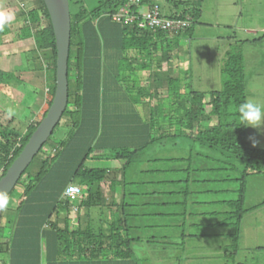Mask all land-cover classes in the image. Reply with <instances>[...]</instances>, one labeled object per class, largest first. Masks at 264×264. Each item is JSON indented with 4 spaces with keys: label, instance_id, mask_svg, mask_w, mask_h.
<instances>
[{
    "label": "trees",
    "instance_id": "1",
    "mask_svg": "<svg viewBox=\"0 0 264 264\" xmlns=\"http://www.w3.org/2000/svg\"><path fill=\"white\" fill-rule=\"evenodd\" d=\"M20 1L31 2L32 6L22 10ZM128 1L105 0L94 10L79 6V11H69L67 104L52 134L7 195V205L1 207L0 264H135L130 249L132 239L120 229L118 215L112 216L105 229L89 223L81 226L79 220L104 205L105 191L117 184L114 177L109 178L112 171H130L150 146L161 145L170 138L189 137L204 152L211 150L226 160L243 163L239 177L221 180L237 183L238 188H232V194L228 195L236 194V198L224 201L227 211L211 213L217 218V226L227 229L223 246L226 261L234 264L235 258L231 256L238 251L243 215L264 205L260 203L250 211L244 208L246 178L264 174V149L248 148L247 128L239 126L237 108L246 101L245 67L239 48L231 46L225 51L220 66L221 88L205 100V94L188 86L187 71L180 70L178 76L167 77L170 68H177L170 65V60L178 58V48L172 49L168 39L189 35L201 16V1L185 0L179 2V11H175L177 5L172 6L174 10L169 9L174 12H168L165 18L189 22L187 27L173 33L138 31L113 21L111 15ZM148 2L139 0L140 9L145 10L143 5L160 8L156 3L146 5ZM71 3L78 5L73 0ZM0 10L15 14L16 29L11 33L10 43L24 40L33 43L35 64L41 66L47 88L40 119L27 121L24 131L17 132L9 127L20 114L8 118L3 109L21 104L12 99V87L19 80L0 67L1 178L51 104L56 49L43 0H0ZM8 27L9 24L0 30V45ZM129 51L132 56L127 57ZM157 53L159 57L152 64L149 58ZM136 66L141 72H149L143 84L146 87L136 89L137 81L128 74L132 84L125 90V73L135 72ZM152 66L154 76L150 74ZM153 77L155 86L147 88ZM182 87L190 90L180 100L178 91ZM131 88L136 89L135 96ZM155 91L158 93L154 97ZM167 98L170 101L163 103ZM190 153L169 161H187L186 170L191 171ZM101 162L106 163L98 165ZM108 162L115 165L106 166ZM69 185L79 188V196L73 199L62 196ZM72 210L78 219L74 226L68 219Z\"/></svg>",
    "mask_w": 264,
    "mask_h": 264
},
{
    "label": "crops",
    "instance_id": "2",
    "mask_svg": "<svg viewBox=\"0 0 264 264\" xmlns=\"http://www.w3.org/2000/svg\"><path fill=\"white\" fill-rule=\"evenodd\" d=\"M149 3L155 4L149 0L146 5H149ZM143 7L146 8L145 5ZM15 21L16 19L12 23ZM11 26L9 24V31L2 37L4 42L0 45V54H2L0 67L5 72L12 71L16 79L20 81L17 82L16 87H12V99L18 103L27 100V108L24 113L18 119H15L11 123L12 125L10 124L9 128L15 129L18 124L24 128L27 121H36L37 116L41 115L46 102L47 88L45 75L39 64L36 63L37 68L32 67L31 71H29L31 66L25 67L24 79L16 72L15 68L9 70V66H3L6 60L16 55L18 49L16 50L15 47L19 46H15L16 43H19L20 46H27L25 51L30 49L29 53L34 54L32 51L33 43L30 40L17 41L9 44V47H5L4 44L12 41L11 33L14 29L12 30ZM168 41L172 49L178 48L177 61L170 60V65L177 66V68L176 70L170 68L167 74V77L174 78L178 76L180 70L183 73L188 72V68H185V62L182 60L185 59L184 46L175 39H168ZM159 54L157 53L149 58L152 64H154L156 57H159ZM154 73L155 69L152 66L151 76H154ZM151 80L155 81L154 77ZM18 127L20 130L22 129L20 126ZM176 139L170 138L165 142L175 141ZM157 145L150 146L147 152L140 155L139 158H142L132 165L130 171H112L113 173L109 174V178L114 177L117 184L113 185L109 192L105 191L104 205L101 209H92L90 215L81 217L79 222L81 226L89 223L94 227L99 225L105 229L112 220V216L118 215L120 229L132 239L130 249L135 264H141V261L144 260L142 257L146 258L151 254L154 255L153 251L156 252V250H161L159 253L164 251L171 253L172 264H196V250L190 248L189 241L205 238L208 230H212L214 239H218L222 235H225L226 238L227 229L217 226V218L211 213L227 211L224 201L229 193L233 191L216 187V183L214 185L209 184L211 180L201 179L200 176L203 171H159L155 169L156 162H164V160L172 162L169 160L185 157L184 154L179 156L178 154L168 153L165 158H161L157 152ZM247 145H249L248 137ZM178 150L182 151L183 148H178ZM210 172L214 173L216 171ZM141 175H145L146 178L140 179ZM163 175L171 176V178L178 176V178L168 181H159L155 178ZM226 192L228 193L226 194ZM263 208L264 205L256 210H251L248 216ZM159 217H165L166 221L163 225H158ZM68 219L72 226L75 223L78 224V219H73L70 215ZM61 220L62 218L60 222H62ZM261 234H264V224L253 222L248 225L247 231L244 233V222L241 220L238 251L233 253L231 257L237 259L238 252L241 251L249 256L247 264H264V260L259 258L260 254H264V238L259 237ZM186 239L187 245L185 246ZM224 245L225 242L220 245L221 248L215 251L208 250L206 246V249H201L202 255L208 256V260L212 264H229L226 261L227 257L223 255ZM140 250L142 251L140 252ZM144 263L146 262L144 261Z\"/></svg>",
    "mask_w": 264,
    "mask_h": 264
},
{
    "label": "rangeland",
    "instance_id": "3",
    "mask_svg": "<svg viewBox=\"0 0 264 264\" xmlns=\"http://www.w3.org/2000/svg\"><path fill=\"white\" fill-rule=\"evenodd\" d=\"M67 1L69 11L72 12L74 10L79 11V6H83L87 11L94 10L105 0H73L74 3L78 2L77 6L72 4L71 0ZM151 1L159 5V16L163 18H165L164 15L168 12H174L169 10L173 9V5L179 6L178 9L175 10L179 11L181 8L179 2H185V0ZM31 6V2L28 1H20L19 3V7L22 10H27ZM200 10L201 16L199 20H197V23L193 24L190 28L189 35L178 39L180 44L184 46L185 50V59L183 58L182 60L185 62V68H188V86H191L193 91L205 94V100H208L211 93H214L221 88L222 76L220 73V66L224 61V52L229 50L231 46H237L242 54L245 67L246 100L251 98L258 103H264V0H201ZM10 25H12V30L16 29V21ZM136 30L139 31V29ZM9 44L11 43L4 45L5 47H9ZM16 45L20 46L19 43H16L15 46ZM19 46L15 47L16 50H18L14 56L15 58L13 57L14 60L11 56L3 63V65L9 66V70L15 68L16 72L20 74L21 78H23L25 67L31 66L29 69V71H31L32 67L37 68V66L34 60L35 53H29L30 49L25 51L27 46ZM37 56L39 58V55ZM126 56L130 57L132 56V53L129 51ZM138 59L139 58L136 59V63ZM139 62H141V60ZM136 63H134V65H136ZM128 74H130L129 77L134 78L137 81L136 89L139 90L140 87H146V85L143 84L149 73L141 72L140 69H138V66H136L135 72L125 73V90H129V87L132 84ZM121 76H123V72ZM141 80L143 83H141ZM147 83V88L155 86V81H149ZM189 88L190 87H182L179 89L178 93L181 97L180 100H183L185 96H187L190 90ZM136 89L133 90L131 88L130 90L134 96L136 95ZM156 92L158 93V91L154 92V97ZM166 100L163 101V103L167 104V102L170 101L168 98ZM14 108L16 110V115H22L27 108V100L20 105H16ZM3 110L6 112L5 109ZM40 117L41 115L39 114L36 119L39 120ZM0 121H3V119L0 118ZM18 126L22 128L21 130L25 128L20 124H18ZM18 126H16L14 130L21 132ZM247 137L249 144L248 148L264 149V129L257 132L256 129L248 128ZM254 141L256 142L255 146H253ZM178 148H183V150L179 151ZM203 150L200 149L197 144H194L189 137L157 145V152L161 158H165L168 153H174V155L178 154L179 156L184 154V156H188V152L191 151L190 154L193 155L190 163L191 171H203L200 178L211 180L209 184L214 185V183H216V187L226 189L235 188L236 190L238 188L237 183L222 182L221 180H224L225 178L235 179L239 177V171L242 170L243 163L235 159H227L228 162L216 152H212L211 150L204 152ZM196 153L201 155H196ZM105 163L106 162H101L98 163V165H103ZM114 165V162H108L106 166L113 167ZM232 167H235V169L233 170ZM154 168L162 171H184L188 166L187 161L156 162ZM210 171L216 172L211 173ZM143 178H146V176L141 175L140 179ZM155 178L159 181H168L173 179L176 180L178 176H173L171 178V176L163 175ZM235 198L236 194L227 197V199ZM259 203H264V174L256 177H247L245 181L244 208H249L250 211L251 207L254 205L257 206ZM75 213L76 212H73L72 210L70 217L74 219ZM248 213L249 212H246L242 217V222H244V233L247 231L248 225L253 222L264 224V208L255 211L249 216ZM165 221V217H159L157 222L158 225H163ZM259 237L264 238V234H261ZM213 239L214 233L212 230H208L205 238L200 240L191 239L189 241L190 248L196 250V264H212L211 261L208 260V256L202 255L201 249H206L207 246L208 250L215 251L221 248L220 245L227 241L225 235L218 237V239ZM209 241L211 242L209 243ZM186 245L187 239L185 246ZM141 251L142 250H140V252ZM160 251L161 250H156L157 253L153 251L154 255L151 254L146 258L142 257L144 260L141 261V264H172L171 262L173 259H170L172 254L168 253V251L159 253ZM259 258L264 260V254H260ZM212 259L214 260V258ZM248 260V254L239 251L237 259H234V264H247ZM144 261L146 263H144ZM227 262L231 264V260L227 259Z\"/></svg>",
    "mask_w": 264,
    "mask_h": 264
},
{
    "label": "water",
    "instance_id": "4",
    "mask_svg": "<svg viewBox=\"0 0 264 264\" xmlns=\"http://www.w3.org/2000/svg\"><path fill=\"white\" fill-rule=\"evenodd\" d=\"M49 15L55 39V89L46 114L39 121L27 143L0 178V191L7 195L14 188L21 174L52 134L67 104V58L69 48L70 19L67 0H43ZM1 213V207H0Z\"/></svg>",
    "mask_w": 264,
    "mask_h": 264
},
{
    "label": "built area",
    "instance_id": "5",
    "mask_svg": "<svg viewBox=\"0 0 264 264\" xmlns=\"http://www.w3.org/2000/svg\"><path fill=\"white\" fill-rule=\"evenodd\" d=\"M130 6H134L131 10ZM112 20L124 26L144 30L148 32H177L189 25L187 21L172 20L159 16L158 8L151 6L140 9L139 0H129L127 4L120 7L115 13L111 15ZM79 188L74 185L66 187L63 197L73 199L79 196Z\"/></svg>",
    "mask_w": 264,
    "mask_h": 264
},
{
    "label": "clouds",
    "instance_id": "6",
    "mask_svg": "<svg viewBox=\"0 0 264 264\" xmlns=\"http://www.w3.org/2000/svg\"><path fill=\"white\" fill-rule=\"evenodd\" d=\"M15 20V14L8 10H0V30ZM239 126L245 128L256 129L259 132L264 129V103H258L254 99H248L242 102L238 108ZM16 115L14 107L6 109V116L12 118ZM238 126V127H239ZM255 141L253 146H255ZM8 203L7 193L0 191V207L6 206Z\"/></svg>",
    "mask_w": 264,
    "mask_h": 264
}]
</instances>
